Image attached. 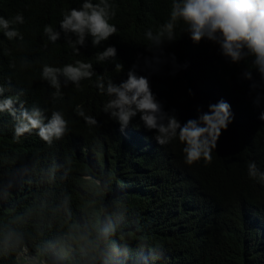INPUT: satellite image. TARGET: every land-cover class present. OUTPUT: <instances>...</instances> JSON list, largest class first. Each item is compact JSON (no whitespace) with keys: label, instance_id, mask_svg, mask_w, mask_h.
I'll list each match as a JSON object with an SVG mask.
<instances>
[{"label":"trees","instance_id":"obj_1","mask_svg":"<svg viewBox=\"0 0 264 264\" xmlns=\"http://www.w3.org/2000/svg\"><path fill=\"white\" fill-rule=\"evenodd\" d=\"M83 2L0 0V17H24L10 25L22 40L0 29V100L40 110L44 123L53 111L68 121L65 134L46 143L35 129L17 139L16 121L0 112V264H21L23 249L52 264H264V181L248 174L250 162L264 173V78L254 55L244 49L233 63L207 37L193 43L183 21L169 39L172 0H109L118 31L95 47L86 36L77 55L69 44L76 35L59 25ZM46 25L60 32L55 43ZM108 46L115 60L98 61ZM76 61L91 63L95 75L79 87L59 76L54 97L43 66ZM133 67L181 124L221 99L231 105L233 122L210 163L186 164L178 138L158 144L139 114L122 129L105 111L111 97L97 80L119 84Z\"/></svg>","mask_w":264,"mask_h":264},{"label":"clouds","instance_id":"obj_2","mask_svg":"<svg viewBox=\"0 0 264 264\" xmlns=\"http://www.w3.org/2000/svg\"><path fill=\"white\" fill-rule=\"evenodd\" d=\"M114 15L109 0H99L98 3L84 0L79 9L72 8L63 15L59 28L65 34L76 35L77 39L74 42L69 41V44L78 55L80 53L76 45H83L86 36L92 38L95 47L116 34L117 27L109 22ZM177 21H183L188 25L193 43H199L202 38L207 37L218 43L222 54L230 57L233 63L242 60L247 55L244 49H247L254 55V63L264 78V0H172L170 19L164 25L169 39L173 37ZM23 23L24 17L21 14L15 15L11 20L0 17V29L4 30L9 40L16 37L23 39L17 29L10 30V25ZM44 33L53 43L60 38V32L55 31L51 25L44 27ZM148 35L151 37V32ZM116 55V48L108 46L97 53V60L100 62L115 60ZM115 68L123 71V64L117 63ZM61 75L79 87L82 80L91 79L95 72L91 63L82 61L63 67L45 64L42 68V78L56 89L54 97L61 94L59 83ZM246 76L251 79L250 72L246 73ZM97 87L111 97L105 105V111H111V115L118 120L122 129L139 114L145 128L157 133L155 139L158 144L166 145L178 138L184 145V160L188 165L201 160L210 163L212 151L217 148L222 131L227 130L234 119L231 105L221 99L217 103L209 104L206 112L198 108L197 118L181 124L174 110L172 114L164 111L162 102L151 89L148 77L138 75L135 67L127 72V79L119 84L109 80L105 87L103 76H100ZM3 91L4 89L0 87V94ZM14 103L13 97L0 100V112L7 111L16 121L14 134L17 139L35 129L43 141L51 143L53 139H60L67 131L68 121L62 112L53 111L51 119L44 123L40 110L33 109L29 114L22 107L14 108ZM256 104L259 105V100ZM77 112L87 123L96 124L95 118L85 116L83 110L77 109ZM259 119L264 121V112L260 114ZM248 174L251 178L258 177L264 181V173L259 172L255 162L248 164Z\"/></svg>","mask_w":264,"mask_h":264},{"label":"rangeland","instance_id":"obj_3","mask_svg":"<svg viewBox=\"0 0 264 264\" xmlns=\"http://www.w3.org/2000/svg\"><path fill=\"white\" fill-rule=\"evenodd\" d=\"M21 264H52L44 258H38L36 254L30 253L27 249H23L18 255Z\"/></svg>","mask_w":264,"mask_h":264}]
</instances>
